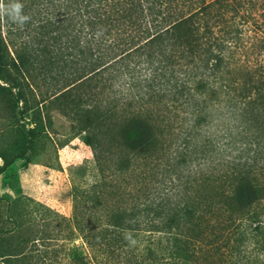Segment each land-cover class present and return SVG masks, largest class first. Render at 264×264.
<instances>
[{
  "label": "trees",
  "instance_id": "obj_1",
  "mask_svg": "<svg viewBox=\"0 0 264 264\" xmlns=\"http://www.w3.org/2000/svg\"><path fill=\"white\" fill-rule=\"evenodd\" d=\"M64 3L71 11L59 20L48 16L41 26L35 16L27 15L22 26L5 18V36L0 20V75L11 63L25 65L18 51L10 54L9 44L38 45L44 38L37 30L60 27L65 47L76 51L73 59L93 66L87 74L99 78L108 67V79L114 74L127 84L108 96L103 121L125 157L160 168L151 200L170 263L181 264L176 257L183 256L239 264L234 249L264 234V0ZM47 10L52 13L50 4ZM170 115L180 122L168 124ZM199 177L220 180L214 184L219 205L206 204L211 216L205 218L189 189ZM203 222L215 236L206 244L196 240ZM247 256L264 264V252L262 258Z\"/></svg>",
  "mask_w": 264,
  "mask_h": 264
},
{
  "label": "rangeland",
  "instance_id": "obj_2",
  "mask_svg": "<svg viewBox=\"0 0 264 264\" xmlns=\"http://www.w3.org/2000/svg\"><path fill=\"white\" fill-rule=\"evenodd\" d=\"M23 2L37 26L48 16L64 18L70 9L62 0ZM1 24L5 36L6 22ZM37 33L41 44H9L10 54L18 51L25 65L11 63L0 75V254L10 253L0 264H172L160 245L165 233L151 200L160 168L125 157L103 121L108 96L127 84L114 74L108 79V67L99 78L87 74L93 66L73 59L76 51L65 47L60 27ZM180 120L170 115L168 124ZM214 179H191L189 186L203 218L211 216L206 204L219 205L214 184L220 180ZM204 225L196 240L206 244L215 236ZM263 244L264 234L250 236L231 256L252 264L247 255L262 258ZM176 258L204 263L201 257Z\"/></svg>",
  "mask_w": 264,
  "mask_h": 264
},
{
  "label": "clouds",
  "instance_id": "obj_3",
  "mask_svg": "<svg viewBox=\"0 0 264 264\" xmlns=\"http://www.w3.org/2000/svg\"><path fill=\"white\" fill-rule=\"evenodd\" d=\"M24 5L20 0H0V20L7 18L12 23L23 25L29 17L23 13Z\"/></svg>",
  "mask_w": 264,
  "mask_h": 264
}]
</instances>
